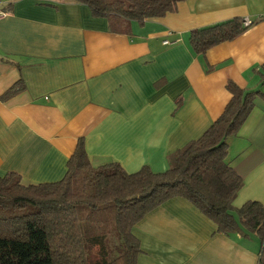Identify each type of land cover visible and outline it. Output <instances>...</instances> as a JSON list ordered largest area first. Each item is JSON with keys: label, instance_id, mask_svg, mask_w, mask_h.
Wrapping results in <instances>:
<instances>
[{"label": "crops", "instance_id": "1", "mask_svg": "<svg viewBox=\"0 0 264 264\" xmlns=\"http://www.w3.org/2000/svg\"><path fill=\"white\" fill-rule=\"evenodd\" d=\"M0 8V95L23 85L0 100V176L15 172L24 184L60 180L79 140L93 166L164 172L168 156L223 113L228 83L264 95V0H185L161 18L132 22L129 34L109 32L104 18L68 0H0ZM234 17L256 22L193 54L190 30ZM226 161L243 180L234 205H264L262 97L227 140ZM132 233L136 264H257L260 250L255 235L219 234L181 198L146 214Z\"/></svg>", "mask_w": 264, "mask_h": 264}, {"label": "trees", "instance_id": "2", "mask_svg": "<svg viewBox=\"0 0 264 264\" xmlns=\"http://www.w3.org/2000/svg\"><path fill=\"white\" fill-rule=\"evenodd\" d=\"M68 1L104 18L109 32L129 34L132 22L161 18L185 0ZM255 22L245 24L234 17L192 29L188 46L194 55L203 56ZM260 76L264 84V70ZM227 89L231 99L223 113L199 138L170 154L164 172L143 166L127 173L115 162L93 166L79 140L58 181L24 184L15 172L0 176V264H136L140 246L133 227L174 198L190 202L219 234L255 235L260 242L257 264H264V205L255 200L234 205L243 180L226 161L227 140L237 135L256 98L264 100V95L259 90L244 92L233 83ZM21 90L18 81L0 100ZM109 239L118 243L117 252Z\"/></svg>", "mask_w": 264, "mask_h": 264}, {"label": "rangeland", "instance_id": "3", "mask_svg": "<svg viewBox=\"0 0 264 264\" xmlns=\"http://www.w3.org/2000/svg\"><path fill=\"white\" fill-rule=\"evenodd\" d=\"M242 200V197H238L237 198V201L238 202H240ZM243 204V203H242ZM240 206V205H239ZM114 241L115 240H113V239H109V245H110V247H111V249H112V251L113 252H117L118 251V249H119V247H118V243H116L115 245H114ZM90 258L92 259V256H90Z\"/></svg>", "mask_w": 264, "mask_h": 264}, {"label": "built area", "instance_id": "4", "mask_svg": "<svg viewBox=\"0 0 264 264\" xmlns=\"http://www.w3.org/2000/svg\"><path fill=\"white\" fill-rule=\"evenodd\" d=\"M5 15H6L5 11H3V10L0 8V18L5 17ZM245 24H249V21H248V20H245Z\"/></svg>", "mask_w": 264, "mask_h": 264}]
</instances>
